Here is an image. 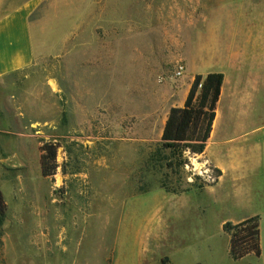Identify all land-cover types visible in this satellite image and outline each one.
I'll list each match as a JSON object with an SVG mask.
<instances>
[{"label": "rangeland", "instance_id": "374dc122", "mask_svg": "<svg viewBox=\"0 0 264 264\" xmlns=\"http://www.w3.org/2000/svg\"><path fill=\"white\" fill-rule=\"evenodd\" d=\"M30 2L34 62L0 75V264H257L229 257L206 184L161 149L193 82L171 56L185 0H0V20Z\"/></svg>", "mask_w": 264, "mask_h": 264}, {"label": "crops", "instance_id": "0c3cea01", "mask_svg": "<svg viewBox=\"0 0 264 264\" xmlns=\"http://www.w3.org/2000/svg\"><path fill=\"white\" fill-rule=\"evenodd\" d=\"M35 6L27 3L0 20L1 76L34 62L29 17ZM185 7L171 24L172 59L185 64L191 79L224 75L210 138L196 156L220 172L202 190L203 206L219 209L222 233L227 222L259 216L261 256L242 260L264 264V0H185Z\"/></svg>", "mask_w": 264, "mask_h": 264}, {"label": "trees", "instance_id": "16d2710c", "mask_svg": "<svg viewBox=\"0 0 264 264\" xmlns=\"http://www.w3.org/2000/svg\"><path fill=\"white\" fill-rule=\"evenodd\" d=\"M224 75L210 73L206 77L195 76L183 107H172L167 115L161 135V149L171 152L172 165L189 163L187 154L198 156L204 153L216 117L217 104L221 95ZM60 144L46 141L40 147V168L45 178H53L58 169L57 161ZM186 157V158H185ZM185 158V160H184ZM220 176V172L216 171ZM6 204L0 192V216L6 213ZM223 232L229 237V257L239 261L247 256H261L260 217L248 218L238 224L227 222ZM169 264L168 259L162 261Z\"/></svg>", "mask_w": 264, "mask_h": 264}, {"label": "built area", "instance_id": "2783aa9c", "mask_svg": "<svg viewBox=\"0 0 264 264\" xmlns=\"http://www.w3.org/2000/svg\"><path fill=\"white\" fill-rule=\"evenodd\" d=\"M185 70V65L180 62L177 66L176 74L181 76ZM187 158L189 163L185 166L187 169L191 170V178L197 177L206 185H214L218 182L219 175L216 173V169L209 162L199 160L196 156L187 155ZM193 162H196L197 166H194Z\"/></svg>", "mask_w": 264, "mask_h": 264}]
</instances>
